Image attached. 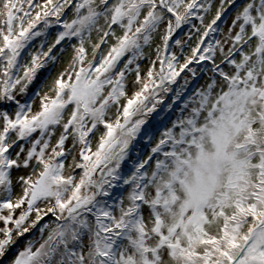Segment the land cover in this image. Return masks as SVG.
Returning a JSON list of instances; mask_svg holds the SVG:
<instances>
[{"label":"snow or ice","instance_id":"1","mask_svg":"<svg viewBox=\"0 0 264 264\" xmlns=\"http://www.w3.org/2000/svg\"><path fill=\"white\" fill-rule=\"evenodd\" d=\"M22 238L7 264H264V0H0V264Z\"/></svg>","mask_w":264,"mask_h":264},{"label":"rangeland","instance_id":"2","mask_svg":"<svg viewBox=\"0 0 264 264\" xmlns=\"http://www.w3.org/2000/svg\"><path fill=\"white\" fill-rule=\"evenodd\" d=\"M229 18H230V14H229V17H225V18H224V21H229ZM210 19H211V16H209V17L207 18V20H210ZM207 20L205 21L206 23H207ZM224 21L221 22V26L224 27V28L226 29V27H227V23L224 22ZM193 22L196 23V24L199 23L198 21H193ZM189 30H190V26H189V25H184V26L182 27V29L179 30V31L175 34V35H176V38H181V37H183V36H184V33L188 32ZM54 34H55V29L52 30V35L49 37L50 41H51V39L54 38ZM93 39H94V40L96 39L95 35H93ZM191 43H192V45L195 44V38H193V41H192ZM174 50H176V49L174 48ZM184 51H185V53H187V52L189 51V49L186 48ZM194 86H195V85H193V87H194ZM32 91H34V88H33V89H30L29 95H31ZM168 118H169V117H165V121H163V122L160 121V120L154 119L152 127H153L154 129H155L156 127H161V128H162L163 123L166 122ZM137 147H138V149H139V153L141 154V157H143V155H146V154H147L148 147H149L148 145H146V144H144L143 142H141ZM131 163H132V162L129 161L128 164L125 165V169H126V170H127L128 168L131 167ZM14 175H16V174L14 173ZM33 235H38V233L34 231V232H33ZM26 238H27V237H26ZM26 238H22V239L19 241L18 245H17L16 247H14V248L8 253V256H7L6 258H4L3 264H7V260L13 256V254L17 251V249L23 247L24 239H26Z\"/></svg>","mask_w":264,"mask_h":264}]
</instances>
